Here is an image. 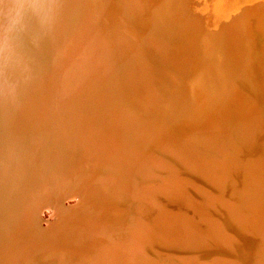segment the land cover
Segmentation results:
<instances>
[{
	"label": "bare ground",
	"instance_id": "1",
	"mask_svg": "<svg viewBox=\"0 0 264 264\" xmlns=\"http://www.w3.org/2000/svg\"><path fill=\"white\" fill-rule=\"evenodd\" d=\"M57 1L0 0V264H264V0Z\"/></svg>",
	"mask_w": 264,
	"mask_h": 264
},
{
	"label": "rangeland",
	"instance_id": "2",
	"mask_svg": "<svg viewBox=\"0 0 264 264\" xmlns=\"http://www.w3.org/2000/svg\"><path fill=\"white\" fill-rule=\"evenodd\" d=\"M111 1H113V0H98V3H96V0H91L84 7H85L88 15H90V9L91 10L94 9V10H92V16L96 18V16H95L94 13H96L99 16V13L97 11L98 10H101V9H96L95 10L96 5L98 4L97 8L99 6H102V9L104 10L106 8V4H109V6L111 5ZM52 2H54V0H45L44 6H45V9H46V11L48 13V15H46V16H48V18H51V12H52V9H53L55 11L56 17L53 19L52 25L56 28V32L58 31V25H61V27L63 28V34H64L65 38L68 39L69 44L71 46L78 45V41H76L74 39L73 34L68 35L69 26L67 24L66 15H67V12H68V7L70 5L69 2H66L65 1L64 3H61L60 1H57V2L53 3V7L54 8H52V6H51V3ZM22 10H23V8L21 10H18V11H22ZM25 15L26 14H22L23 19H24ZM49 20H51V19H49ZM134 35L136 37V33ZM111 39H112L111 37H107L103 41V43L100 44V46L97 45V46H94V48L99 49V50H102V51H105L106 57L108 56V53L114 55V51H115V48L114 47H115V45L111 42ZM27 41L29 43H33L34 42L33 39L30 38V37H28ZM39 42H40L41 45H46V46H49L50 45V42H48V41H39ZM138 44H139L138 47H140V41H138ZM52 51L53 50H51V52ZM48 56H50V59H51V53ZM109 60H110L111 63H115V61H114L113 58H109ZM42 61L43 60L39 57L38 59H35V64H34V66H32V69H35L36 70V71H33L34 74H35V72L37 73V75L35 74L36 80L39 77L45 75L43 70H44V67L46 65L43 64ZM141 61H142V55H141V49H139V52L137 54V57H136V61L135 62H136V64L141 65ZM49 64H50V61L48 63V73L46 75H51L50 72H49ZM37 81H39V80H37ZM53 83H55V84H52V85H55V86L58 83L55 78H54V82ZM21 98H22V96H21ZM9 100H10V105L14 108V111L15 112L17 110L19 111L21 109V107L23 106V98L20 101H18L16 99H11V98H9ZM56 100H57V106L56 105L55 106L57 108L58 115L60 116V112L59 111L62 110L61 109L62 105L64 106L66 104H70V102L67 101V99H65V98H63L62 101H61V98L59 96L56 97ZM74 203H75V198L74 197H71V198L70 197H67V198H65L63 200L62 206L63 207H67L68 204H74ZM49 210H50V208L41 209L40 215L42 213L43 214L41 216H47V215H49V213H50ZM51 216L52 215H50V218L53 217V216L52 217ZM42 222H41V224H42ZM44 223H46V222H44ZM42 225H44V224H42ZM154 243H155V247H158L159 249H161L162 252H163V254L165 256H170V261L168 262V264H188L187 255L181 254L182 251H180L178 249H175L174 247H172L170 245L168 246L167 245V242L164 239L160 240L159 242H156L154 240ZM204 252L211 254L212 256H214L216 258V260H220L222 263H226L228 261V258L226 257L225 254H221V253L214 252V251H211V252L203 251L202 253H204ZM205 257H207V256H204V258Z\"/></svg>",
	"mask_w": 264,
	"mask_h": 264
},
{
	"label": "water",
	"instance_id": "3",
	"mask_svg": "<svg viewBox=\"0 0 264 264\" xmlns=\"http://www.w3.org/2000/svg\"><path fill=\"white\" fill-rule=\"evenodd\" d=\"M42 224H44V222H42Z\"/></svg>",
	"mask_w": 264,
	"mask_h": 264
}]
</instances>
